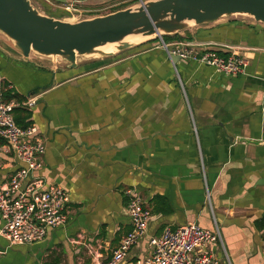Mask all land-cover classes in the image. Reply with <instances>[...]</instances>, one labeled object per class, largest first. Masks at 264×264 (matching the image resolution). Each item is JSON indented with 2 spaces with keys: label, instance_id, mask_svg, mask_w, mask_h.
Masks as SVG:
<instances>
[{
  "label": "crops",
  "instance_id": "0c3cea01",
  "mask_svg": "<svg viewBox=\"0 0 264 264\" xmlns=\"http://www.w3.org/2000/svg\"><path fill=\"white\" fill-rule=\"evenodd\" d=\"M35 1L61 19L68 6L113 0ZM117 1L108 7L132 0ZM178 35L170 45L204 44L222 56L244 57L243 74L175 64L159 41L80 61L76 69L49 59L22 62L0 50L1 83L35 102L22 108L45 145L35 176L69 198L66 225L43 241L10 246L0 237V264L105 262L131 229L127 191L141 198L150 219L121 264H143L150 238L190 223L218 226L223 246L209 251L222 264L224 253L230 264H264V232L256 227L264 218V25L220 19ZM21 167L12 154L0 153V186Z\"/></svg>",
  "mask_w": 264,
  "mask_h": 264
},
{
  "label": "built area",
  "instance_id": "2783aa9c",
  "mask_svg": "<svg viewBox=\"0 0 264 264\" xmlns=\"http://www.w3.org/2000/svg\"><path fill=\"white\" fill-rule=\"evenodd\" d=\"M71 8L68 6L65 10L70 12ZM158 44L168 57L175 55L179 60L198 62L229 77L243 74L247 65L245 58L238 54L232 52L222 56L212 49H203L204 44L175 43L171 46L163 40ZM220 48L229 50L231 47L222 45ZM7 89L13 88L9 84ZM34 103L33 98L4 102L0 90V153L12 154L22 164L8 182L0 186V237L10 246L41 242L49 231L67 223L69 198L65 190L57 185L47 186L42 178L35 176L43 166L42 155L45 152V145L37 136V128L31 125L22 129L14 120L15 109L32 107ZM126 194L129 197L127 214L131 229L121 238L112 257L100 264H121L146 235L150 213L136 193L127 191ZM149 245L151 253L143 264H222L209 251L210 247L223 246L217 225L213 230L193 223L174 230L166 227L159 235L150 238ZM89 254L99 257L93 249H89ZM224 259L226 264H230L226 253Z\"/></svg>",
  "mask_w": 264,
  "mask_h": 264
},
{
  "label": "water",
  "instance_id": "95a60500",
  "mask_svg": "<svg viewBox=\"0 0 264 264\" xmlns=\"http://www.w3.org/2000/svg\"><path fill=\"white\" fill-rule=\"evenodd\" d=\"M236 16L264 25V0H141L135 7L79 22L42 14L30 0H0V36L22 62L49 59L57 66L76 69L82 58L110 57L152 40H163L164 36L178 35L191 27ZM131 35L149 39L130 44L125 38ZM107 44H115V52L98 51ZM169 58L175 64L179 61L175 55ZM239 142L260 144L246 139ZM259 185H264V179Z\"/></svg>",
  "mask_w": 264,
  "mask_h": 264
},
{
  "label": "rangeland",
  "instance_id": "374dc122",
  "mask_svg": "<svg viewBox=\"0 0 264 264\" xmlns=\"http://www.w3.org/2000/svg\"><path fill=\"white\" fill-rule=\"evenodd\" d=\"M31 3L36 6L38 8V10L42 13L47 15V13H49L48 9L46 8V6H42L40 4H38L35 0H30ZM147 1V0H146ZM145 2V1H144ZM118 3L117 0H113L112 2H107L106 4H102V5H98V6H89V7H72L70 9V12H67L66 10H64L66 13L65 15L62 16V18L60 20H64V21H69V22H79L82 20H87V19H92L98 16H104L107 14H110L111 11H113L116 8L119 7H125L130 5V7H135L137 5H139V0H132L129 4L126 5H121L119 7H108L110 5L116 4ZM75 10V11H74ZM50 16V15H47ZM52 17V16H51ZM55 19H59L57 17H53ZM242 19L243 21H253V19L245 17V16H236V17H231V18H223V19ZM157 41H159L157 39ZM155 42L154 40L148 42V43H152ZM159 45V44H157ZM169 49H172V47H170ZM0 50L4 53H7L10 55V57L14 58L16 56H18V54L16 53V51H14V49L12 48V46L10 44H8L7 42H5V40L2 38V35L0 36ZM92 57H87V58H82L81 62L83 61H91L89 59H91ZM44 61V60H41Z\"/></svg>",
  "mask_w": 264,
  "mask_h": 264
},
{
  "label": "trees",
  "instance_id": "16d2710c",
  "mask_svg": "<svg viewBox=\"0 0 264 264\" xmlns=\"http://www.w3.org/2000/svg\"><path fill=\"white\" fill-rule=\"evenodd\" d=\"M143 1H146V0H143ZM110 13H113V11H111ZM162 39L165 44H169L171 42L181 40L179 35L164 36L162 37ZM154 41H157V40H154ZM8 85L9 84L5 82L3 84L1 83L0 85L1 96L4 102H9L11 100H16V101L24 100L23 97L15 93L13 94V90H8L7 89ZM28 119H29V113L25 109L18 108L14 110V120L17 126H19L20 128L26 129L27 127L31 126L30 122H28ZM256 227L259 230H262L264 232V218L256 223Z\"/></svg>",
  "mask_w": 264,
  "mask_h": 264
},
{
  "label": "bare ground",
  "instance_id": "6f19581e",
  "mask_svg": "<svg viewBox=\"0 0 264 264\" xmlns=\"http://www.w3.org/2000/svg\"><path fill=\"white\" fill-rule=\"evenodd\" d=\"M149 39L148 37H143L141 35H131L125 38V41L130 44H139L145 40ZM115 44H107L103 47H100L98 51L104 52V53H113L115 52Z\"/></svg>",
  "mask_w": 264,
  "mask_h": 264
}]
</instances>
